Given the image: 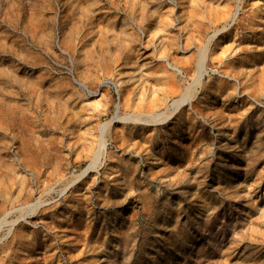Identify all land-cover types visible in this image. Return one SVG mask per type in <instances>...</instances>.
<instances>
[{"label":"rangeland","instance_id":"obj_1","mask_svg":"<svg viewBox=\"0 0 264 264\" xmlns=\"http://www.w3.org/2000/svg\"><path fill=\"white\" fill-rule=\"evenodd\" d=\"M0 264H264V0H0Z\"/></svg>","mask_w":264,"mask_h":264},{"label":"bare ground","instance_id":"obj_2","mask_svg":"<svg viewBox=\"0 0 264 264\" xmlns=\"http://www.w3.org/2000/svg\"><path fill=\"white\" fill-rule=\"evenodd\" d=\"M223 29H226V28H223ZM204 55H205V50H203V51H201L200 52V59H199V61H198V64H197V68H196V72H197V79L198 78H200L201 77V75H202V72H203V63H204ZM189 95V94H188ZM185 94H183V96H182V100L184 101V100H187V98L189 97H186L185 98ZM182 100L180 99V100H174L171 104H170V107H172V111H171V113H173V112H175L178 108H179V106H180V104L182 103ZM170 113V114H171ZM168 117V115H166L165 116V118L163 119V121L166 119ZM100 146L101 147H103V145H102V143H100ZM91 167V166H90ZM90 167H87V168H90ZM87 170V169H86Z\"/></svg>","mask_w":264,"mask_h":264}]
</instances>
